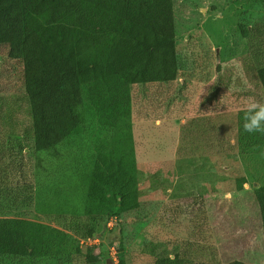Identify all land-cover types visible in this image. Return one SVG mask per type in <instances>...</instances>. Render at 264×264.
Returning a JSON list of instances; mask_svg holds the SVG:
<instances>
[{
	"label": "rangeland",
	"instance_id": "obj_1",
	"mask_svg": "<svg viewBox=\"0 0 264 264\" xmlns=\"http://www.w3.org/2000/svg\"><path fill=\"white\" fill-rule=\"evenodd\" d=\"M174 12L180 79L133 88L141 207L113 217L104 239L78 235L88 216L83 208L73 214L75 189L97 157L91 112L83 134L37 152L22 65L0 55V253L13 264H87L90 252L99 256L95 264H158L188 243L187 264H264L255 195L264 186V133L242 128L248 104L264 103V91L241 35V26L264 28V0H174ZM39 195L52 205L49 214L40 212ZM196 198L207 210V233L169 213ZM65 200L61 217L57 205Z\"/></svg>",
	"mask_w": 264,
	"mask_h": 264
},
{
	"label": "trees",
	"instance_id": "obj_2",
	"mask_svg": "<svg viewBox=\"0 0 264 264\" xmlns=\"http://www.w3.org/2000/svg\"><path fill=\"white\" fill-rule=\"evenodd\" d=\"M241 35L248 40L264 91V28L241 26ZM0 55L22 65L37 152L54 151L83 134L85 113L91 112L97 157L91 172L82 177V189H75L73 214L83 208L88 216L76 225L78 235L104 239L113 217L122 219L141 207L133 88L169 85L181 77L174 0H0ZM245 184V178L237 179L238 188ZM255 195L264 237V186L257 187ZM110 198L117 203L116 214L110 211ZM202 202L183 199L169 213L207 233ZM57 206L56 213L63 217L70 204L65 200ZM39 207L49 214L52 205L42 200ZM119 230L124 235L123 227ZM189 247L191 243L158 264H187ZM85 257L87 264L99 259L91 252ZM10 258L0 253V264H13Z\"/></svg>",
	"mask_w": 264,
	"mask_h": 264
},
{
	"label": "clouds",
	"instance_id": "obj_3",
	"mask_svg": "<svg viewBox=\"0 0 264 264\" xmlns=\"http://www.w3.org/2000/svg\"><path fill=\"white\" fill-rule=\"evenodd\" d=\"M242 128L249 134L264 133V103L251 102L248 104L243 116Z\"/></svg>",
	"mask_w": 264,
	"mask_h": 264
}]
</instances>
